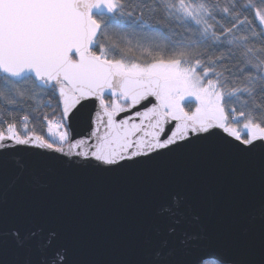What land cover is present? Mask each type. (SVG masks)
Listing matches in <instances>:
<instances>
[{
	"label": "snow or ice",
	"instance_id": "snow-or-ice-1",
	"mask_svg": "<svg viewBox=\"0 0 264 264\" xmlns=\"http://www.w3.org/2000/svg\"><path fill=\"white\" fill-rule=\"evenodd\" d=\"M158 14L176 25L168 36L150 23ZM49 93L60 113L43 114L46 139L7 106L53 107ZM89 99L97 102L90 135L72 138L69 118ZM0 125V156L32 146L117 167L218 132L241 150L264 146V0H0ZM157 216L155 264H168L187 216L183 198L164 195ZM0 229V245L10 239L18 249L43 232L2 221ZM182 235L185 246L199 239ZM56 236L37 244L39 264H67ZM197 264L229 262L205 252Z\"/></svg>",
	"mask_w": 264,
	"mask_h": 264
},
{
	"label": "water",
	"instance_id": "water-1",
	"mask_svg": "<svg viewBox=\"0 0 264 264\" xmlns=\"http://www.w3.org/2000/svg\"><path fill=\"white\" fill-rule=\"evenodd\" d=\"M96 111L94 99L77 106L69 118L72 138L90 135ZM225 135L203 136L122 167L16 146L0 156V221L43 232L24 249L5 240L0 261L39 264L37 244L54 230V246L66 250L67 264H155L164 227L157 208L164 195L178 193L187 216L170 238L168 264H197L205 252L229 264H262L264 146L241 150ZM16 158L26 167L20 169ZM184 231L199 239L181 244Z\"/></svg>",
	"mask_w": 264,
	"mask_h": 264
},
{
	"label": "trees",
	"instance_id": "trees-1",
	"mask_svg": "<svg viewBox=\"0 0 264 264\" xmlns=\"http://www.w3.org/2000/svg\"><path fill=\"white\" fill-rule=\"evenodd\" d=\"M219 18V17H218ZM150 23L157 29L161 30L162 33L165 36H168L169 28H176V25L170 24L168 21L164 20L162 14H158L156 17H153V19L150 21ZM177 32L182 31L181 29L177 28ZM178 38V37H176ZM44 100L50 99L53 107H42L37 111H33L34 108H36V101L34 100H25L23 103H18L16 105L7 106L8 111L12 112L16 117V122L19 124V118L23 115H29L30 117V124L29 126L32 127L35 125V130L40 134L45 136L46 139H48V135L46 132L47 125L43 121V114H48L49 119H54L52 113L55 112L58 116L60 113L59 108V100L57 96L52 95L49 93L48 97L43 98ZM194 108V105H192ZM5 119L8 120V122H12L11 119L7 118L5 116ZM3 125H0V128H2Z\"/></svg>",
	"mask_w": 264,
	"mask_h": 264
}]
</instances>
